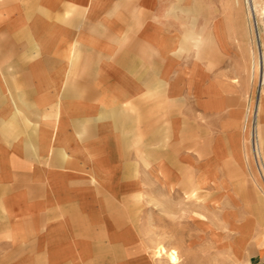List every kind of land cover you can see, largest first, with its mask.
Masks as SVG:
<instances>
[{
	"label": "crops",
	"instance_id": "crops-1",
	"mask_svg": "<svg viewBox=\"0 0 264 264\" xmlns=\"http://www.w3.org/2000/svg\"><path fill=\"white\" fill-rule=\"evenodd\" d=\"M210 1L0 0V264H155V201L215 180L196 173L199 133L244 107ZM248 180L240 219L195 212L214 264H264Z\"/></svg>",
	"mask_w": 264,
	"mask_h": 264
},
{
	"label": "rangeland",
	"instance_id": "rangeland-1",
	"mask_svg": "<svg viewBox=\"0 0 264 264\" xmlns=\"http://www.w3.org/2000/svg\"><path fill=\"white\" fill-rule=\"evenodd\" d=\"M209 4L212 13L217 15L216 23L220 25L222 17L228 23L227 48L232 51V68L229 70L233 74L234 92L243 91L245 94L244 107L243 111L232 115L229 128L203 129L199 133L200 152L198 149L196 173L203 174L204 169L209 167L215 172V180L203 185L195 196L185 194L184 200L171 201L169 209H162L161 204L155 201L154 222L164 219L166 225L163 228L168 229L164 236H157L153 243L155 264H214L213 261L221 259L223 254L221 239L218 237L213 241L208 229H199L194 222L197 217L195 212L208 217L215 214L214 218L219 224L234 217L240 219L245 211L246 180L249 179L251 185L264 191V82L259 84L260 71L258 67L254 69L262 44L264 46V0H254V17L250 16L247 0H211ZM231 16L232 32L229 33ZM262 70L264 73V61ZM254 141L259 147L255 146ZM193 179L187 177L186 185H193ZM211 204L216 205L214 209H211ZM183 223L184 230L181 226ZM225 227L219 226L220 229ZM161 228L155 225L154 232L161 234ZM183 232L186 241H179V233ZM167 237L169 241H162ZM161 245L176 249L177 263H171L166 254H157L156 250H161Z\"/></svg>",
	"mask_w": 264,
	"mask_h": 264
},
{
	"label": "bare ground",
	"instance_id": "bare-ground-1",
	"mask_svg": "<svg viewBox=\"0 0 264 264\" xmlns=\"http://www.w3.org/2000/svg\"><path fill=\"white\" fill-rule=\"evenodd\" d=\"M253 2H254V0H252ZM251 0H247V3H248V7H249V12H250V16H252V17H254V15H253V12H254V14H255V5H253V2H252ZM252 2V3H251ZM263 13H264V9H263ZM260 46H261V44H260ZM262 49H260L261 50V52H260V55H259V57L257 58V60H256V62H254V69H256L257 67L259 68V71H260V76H258V78H259V84L260 85H262L263 84V82H264V73H263V61H264V46H263V44H262ZM262 68V69H261ZM253 112V111H252ZM252 112H251V116H253V114H252ZM247 115V114H246ZM249 115V114H248ZM247 118V117H246ZM246 125V124H245ZM247 126V125H246ZM260 139V138H259ZM254 144H255V146L256 147H259V145H258V143H257V141L255 142L254 141ZM262 149V148H261ZM257 150H258V148H257ZM259 151V150H258Z\"/></svg>",
	"mask_w": 264,
	"mask_h": 264
},
{
	"label": "water",
	"instance_id": "water-1",
	"mask_svg": "<svg viewBox=\"0 0 264 264\" xmlns=\"http://www.w3.org/2000/svg\"><path fill=\"white\" fill-rule=\"evenodd\" d=\"M255 25H256V21H255Z\"/></svg>",
	"mask_w": 264,
	"mask_h": 264
}]
</instances>
